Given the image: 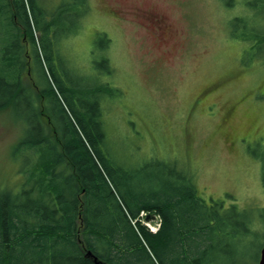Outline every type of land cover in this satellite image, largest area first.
Segmentation results:
<instances>
[{"label":"trees","instance_id":"trees-1","mask_svg":"<svg viewBox=\"0 0 264 264\" xmlns=\"http://www.w3.org/2000/svg\"><path fill=\"white\" fill-rule=\"evenodd\" d=\"M246 5L264 14V0ZM85 12L87 0H0V110L11 108L24 124L13 151L24 159L22 181L0 190V264H210L212 252L222 264H244L248 239L264 225V207L251 216L236 203L226 209L221 200L206 203L176 160H158L144 175L123 167L106 145L105 102L120 96L100 78L113 74L108 59L102 74L86 81L82 75L79 83L67 85L55 74L45 39L59 16L77 21ZM228 24L231 38L264 47V24L246 15ZM34 65L47 86L22 82L25 67L32 72ZM22 102L30 113L18 112ZM143 210L159 216L156 230L140 223Z\"/></svg>","mask_w":264,"mask_h":264},{"label":"rangeland","instance_id":"rangeland-1","mask_svg":"<svg viewBox=\"0 0 264 264\" xmlns=\"http://www.w3.org/2000/svg\"><path fill=\"white\" fill-rule=\"evenodd\" d=\"M226 1L87 0L79 20L58 17L43 47L67 85L102 74L108 59L113 74L100 78L120 96L105 102L106 145L123 167L144 175L158 160H176L206 203L221 200L225 209L236 203L238 212L255 216L264 207V47L231 38L228 19L246 15L262 26L264 14L249 11L245 2L252 0H232V7ZM21 79L47 86L38 65L32 72L25 67ZM19 109L31 112L26 102ZM23 131L14 110H0V190L22 181L24 159L13 151ZM150 214L153 221L140 223L157 228L159 216ZM259 229L248 239L244 264L258 262L264 225ZM235 250L241 256V247ZM216 254L210 264H222Z\"/></svg>","mask_w":264,"mask_h":264},{"label":"water","instance_id":"water-1","mask_svg":"<svg viewBox=\"0 0 264 264\" xmlns=\"http://www.w3.org/2000/svg\"><path fill=\"white\" fill-rule=\"evenodd\" d=\"M145 220H146V221L154 220V215H152V214H148V215L145 217ZM96 262H97V261H96ZM257 264H264V243H263V245H262L261 248H260V251H259V259H258Z\"/></svg>","mask_w":264,"mask_h":264},{"label":"built area","instance_id":"built-area-1","mask_svg":"<svg viewBox=\"0 0 264 264\" xmlns=\"http://www.w3.org/2000/svg\"><path fill=\"white\" fill-rule=\"evenodd\" d=\"M146 214H147V212L143 210V211H141V212L139 213V217L142 218V217H144ZM149 228H150L151 230H154V228L151 227V226H149Z\"/></svg>","mask_w":264,"mask_h":264}]
</instances>
